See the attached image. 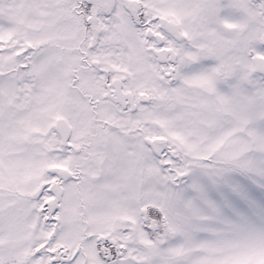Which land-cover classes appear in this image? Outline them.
<instances>
[{"label":"snow or ice","instance_id":"obj_1","mask_svg":"<svg viewBox=\"0 0 264 264\" xmlns=\"http://www.w3.org/2000/svg\"><path fill=\"white\" fill-rule=\"evenodd\" d=\"M0 264H264V0H0Z\"/></svg>","mask_w":264,"mask_h":264}]
</instances>
